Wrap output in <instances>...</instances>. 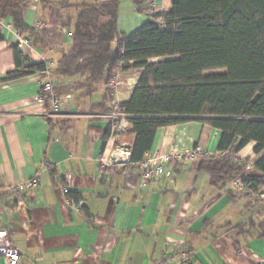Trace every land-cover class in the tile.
Listing matches in <instances>:
<instances>
[{
	"label": "crops",
	"instance_id": "crops-1",
	"mask_svg": "<svg viewBox=\"0 0 264 264\" xmlns=\"http://www.w3.org/2000/svg\"><path fill=\"white\" fill-rule=\"evenodd\" d=\"M27 1L25 23L45 31L44 42L19 48L21 36L11 18L0 19V80L16 70L13 47H18L29 60L46 63L58 88L63 79L54 71L72 44L71 11L51 8L61 0ZM118 1V30L129 37L150 16L134 0ZM172 4L156 1L161 13ZM139 72H119L121 103L132 97ZM39 82L35 74L0 84V229L10 232L22 264H160L164 256L177 264L182 251L193 254V264L264 263L263 196L239 190L230 198L211 184L200 158L177 162L171 177L146 186L138 166L102 170L99 158L112 132L106 86L87 95L80 90L60 95V113L50 115L35 102ZM219 138V131L188 122L159 129L150 152L185 154L199 145L215 154ZM135 139L131 126L117 143L132 148ZM35 177L39 186L32 191L4 190ZM0 264H6L2 257Z\"/></svg>",
	"mask_w": 264,
	"mask_h": 264
},
{
	"label": "trees",
	"instance_id": "trees-1",
	"mask_svg": "<svg viewBox=\"0 0 264 264\" xmlns=\"http://www.w3.org/2000/svg\"><path fill=\"white\" fill-rule=\"evenodd\" d=\"M146 11L148 0H134ZM27 0H0V19L10 17L22 38L43 44L45 31L25 23ZM68 9L74 23L72 44L54 74L62 84L60 96L80 90L107 88L120 71L139 70V81L128 102L136 134L131 161L139 164L153 147L162 128L197 122L220 133L217 152L200 157V169L211 184L233 198L235 192L264 195V156L253 166L254 178H243L248 161L238 154L254 143L264 151V0H173L169 11L151 17L131 36L118 30V0L72 3L61 0L51 8ZM16 70L0 84L23 80L46 71L13 47ZM163 59L151 62L152 59ZM48 109V107H46ZM235 157V158H234ZM240 180L242 187L234 186ZM69 198L79 196L68 193Z\"/></svg>",
	"mask_w": 264,
	"mask_h": 264
},
{
	"label": "built area",
	"instance_id": "built-area-1",
	"mask_svg": "<svg viewBox=\"0 0 264 264\" xmlns=\"http://www.w3.org/2000/svg\"><path fill=\"white\" fill-rule=\"evenodd\" d=\"M157 0H148V14L150 17H156V21L162 23L159 16L161 14L156 5ZM46 28L40 25L39 29ZM68 36L72 38V33ZM18 44L19 48H26L30 46V41L26 38L20 37ZM53 71L46 69V71L39 73V91L35 96V102L48 107L47 111L50 115H57L60 113L62 98L54 89L52 81ZM123 85L119 73L116 74L109 84V97H110V110L107 118L111 123V136L106 142V147L103 154L99 158V164L102 170L113 172L116 167L130 168L139 167L140 181L143 186L148 185L150 182L158 181L163 177H171V168L180 161L189 160L193 161L205 155V151L201 146H195L191 151L182 153H167L162 151L150 152L139 164L131 161V147L126 144H119L123 136H125L131 127L130 115L121 110V102L118 99V93ZM70 99V96L67 97ZM39 186V178L35 177L30 180L8 185L4 190L9 194H23L34 190ZM234 186L241 188L242 183L240 180L234 182ZM64 192L67 190L63 187ZM264 197V195H262ZM71 200L67 198V202ZM0 257L4 258L6 264H22L21 252L15 245L11 234L8 230L0 229ZM176 258L170 259L166 256L163 257L160 264H175ZM177 264H193V254L188 251L180 252ZM264 264V263H261Z\"/></svg>",
	"mask_w": 264,
	"mask_h": 264
},
{
	"label": "rangeland",
	"instance_id": "rangeland-1",
	"mask_svg": "<svg viewBox=\"0 0 264 264\" xmlns=\"http://www.w3.org/2000/svg\"><path fill=\"white\" fill-rule=\"evenodd\" d=\"M149 6H147V10L146 12L148 13V8ZM67 14V13H66ZM70 15L72 16V12H70ZM149 15V14H148ZM151 18V17H150ZM73 18H72V22H73ZM121 81L123 80L120 77ZM132 126V125H131ZM253 145H249L246 148L243 149V151H241L239 153L238 158L242 159V160H247L248 161V166L249 168L245 171V173L242 175L243 178H254L256 177L254 171H253V166L255 164V162H257L263 155H264V151L260 154V155H254L253 151H252ZM235 158V157H234Z\"/></svg>",
	"mask_w": 264,
	"mask_h": 264
}]
</instances>
